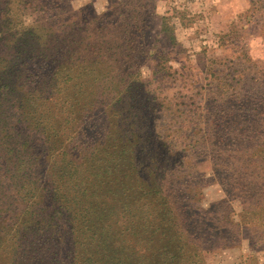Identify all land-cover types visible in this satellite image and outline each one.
<instances>
[{"label":"trees","instance_id":"16d2710c","mask_svg":"<svg viewBox=\"0 0 264 264\" xmlns=\"http://www.w3.org/2000/svg\"><path fill=\"white\" fill-rule=\"evenodd\" d=\"M26 1L0 0V264H203L132 38H34Z\"/></svg>","mask_w":264,"mask_h":264},{"label":"rangeland","instance_id":"374dc122","mask_svg":"<svg viewBox=\"0 0 264 264\" xmlns=\"http://www.w3.org/2000/svg\"><path fill=\"white\" fill-rule=\"evenodd\" d=\"M40 2L24 8L44 21L34 38H132L129 73L154 144L175 152L169 173L202 226L203 264H264V0Z\"/></svg>","mask_w":264,"mask_h":264}]
</instances>
